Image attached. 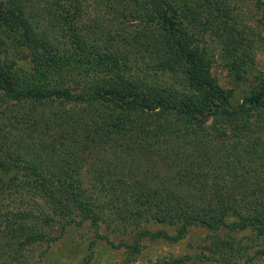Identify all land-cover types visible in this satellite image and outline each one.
<instances>
[{"label": "trees", "instance_id": "16d2710c", "mask_svg": "<svg viewBox=\"0 0 264 264\" xmlns=\"http://www.w3.org/2000/svg\"><path fill=\"white\" fill-rule=\"evenodd\" d=\"M235 5L0 0V48L31 56L22 70L0 54V249L30 235L18 196L137 245L193 227L230 228L229 250L236 232L264 236V85L237 97L213 74L219 52L242 79L264 47Z\"/></svg>", "mask_w": 264, "mask_h": 264}, {"label": "rangeland", "instance_id": "374dc122", "mask_svg": "<svg viewBox=\"0 0 264 264\" xmlns=\"http://www.w3.org/2000/svg\"><path fill=\"white\" fill-rule=\"evenodd\" d=\"M231 1L240 10L245 24L258 26L264 32V9L258 0ZM7 45L0 48L7 65L30 69L29 51ZM220 56L218 52L213 74L223 87L235 91L237 97L264 85V47L257 53L250 73L240 80L231 74ZM10 202L11 210L29 214L31 230L28 237L15 236L16 245L11 243V247L0 249V264H179L176 260H184L180 264H264V257L259 253L264 249V236H258L251 228L235 233V239L242 243L235 242L234 250L216 245L218 239L231 240L227 238L232 233L230 228L218 232L193 227L177 242L146 239L137 245L134 232L126 237L114 234L109 238L106 227L97 228L91 220L78 214L73 219L65 218L40 196H18ZM169 232L172 236L178 233L177 229Z\"/></svg>", "mask_w": 264, "mask_h": 264}]
</instances>
